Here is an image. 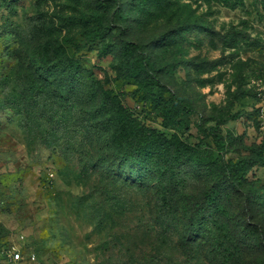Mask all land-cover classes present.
Returning <instances> with one entry per match:
<instances>
[{"label": "rangeland", "instance_id": "obj_1", "mask_svg": "<svg viewBox=\"0 0 264 264\" xmlns=\"http://www.w3.org/2000/svg\"><path fill=\"white\" fill-rule=\"evenodd\" d=\"M113 96L192 154L124 165ZM158 96L189 113L163 127ZM246 158L264 159V0H0V264H264Z\"/></svg>", "mask_w": 264, "mask_h": 264}, {"label": "trees", "instance_id": "obj_2", "mask_svg": "<svg viewBox=\"0 0 264 264\" xmlns=\"http://www.w3.org/2000/svg\"><path fill=\"white\" fill-rule=\"evenodd\" d=\"M95 19V17H91ZM106 31V30H104ZM105 32L97 33L89 41H95L100 39ZM66 66L68 69H73V63L71 60L66 61ZM109 103L113 108V119L115 123L114 133L111 137V144L116 148L125 149L123 154L124 165H128L130 168H134L137 165L143 166L145 163H149L153 157H155L156 150L163 147L172 148L173 162L177 166L180 162V154L189 156L192 154V150L189 146L181 142L177 137L167 139L162 135L156 134L153 131H149L143 126L134 123L132 120V115L124 108L119 101L117 96L109 97ZM154 110L163 119V127L168 128L173 123L174 119L180 116L182 113H189V109L184 108L181 105V101L176 99L173 102L171 99H164L162 96H158L154 100ZM213 134V137L218 141V136L215 134V130L209 129ZM258 163L264 167V159L256 158L250 159L246 158L235 164V167H241L246 164ZM170 170L169 183L175 179L174 171ZM133 170H130L132 173ZM156 191L155 204L157 205V210L161 214V217H166L171 202L170 192H164V185L162 182H158ZM162 212V213H161ZM195 221L192 222V225ZM199 224V222H198Z\"/></svg>", "mask_w": 264, "mask_h": 264}]
</instances>
